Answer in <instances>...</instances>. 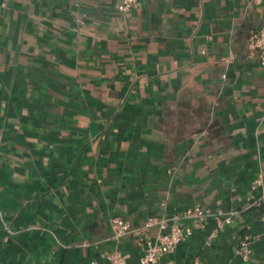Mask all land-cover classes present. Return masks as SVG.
<instances>
[{
  "label": "crops",
  "instance_id": "1",
  "mask_svg": "<svg viewBox=\"0 0 264 264\" xmlns=\"http://www.w3.org/2000/svg\"><path fill=\"white\" fill-rule=\"evenodd\" d=\"M0 0V264H90L196 205L174 264H264V0Z\"/></svg>",
  "mask_w": 264,
  "mask_h": 264
},
{
  "label": "built area",
  "instance_id": "2",
  "mask_svg": "<svg viewBox=\"0 0 264 264\" xmlns=\"http://www.w3.org/2000/svg\"><path fill=\"white\" fill-rule=\"evenodd\" d=\"M252 1L255 4L263 2V0ZM140 6L141 0H123L118 10L130 12L139 9ZM249 47L253 52L259 53L264 65V28L251 32ZM212 219L218 220L220 224L210 234L211 239L218 236V231L222 230L225 224L232 222L231 217L223 220L199 205L187 208L182 213L168 218L150 217L141 226H132L121 217L113 218L110 222L112 239L118 244L132 241L139 247L140 256L136 262H132L131 254L118 248L105 251L102 262L92 260L90 264H174L172 257L177 249L197 232L205 231Z\"/></svg>",
  "mask_w": 264,
  "mask_h": 264
}]
</instances>
